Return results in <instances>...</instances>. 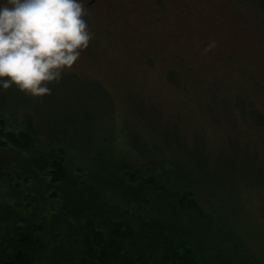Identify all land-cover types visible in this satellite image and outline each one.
Instances as JSON below:
<instances>
[{
  "label": "rangeland",
  "instance_id": "rangeland-1",
  "mask_svg": "<svg viewBox=\"0 0 264 264\" xmlns=\"http://www.w3.org/2000/svg\"><path fill=\"white\" fill-rule=\"evenodd\" d=\"M88 2V46L50 84L51 93L0 90V104L9 108L0 130L22 127L27 113L33 124L68 127L71 117L105 103L119 134L115 148L135 155L125 137L130 133L138 147L153 149L152 156L173 160L204 196L175 191L164 174L168 165L137 170L136 180L151 191L163 188L171 195L170 208L190 210L188 228L199 227L197 205L208 213L220 209L264 264V0ZM77 154H70L73 162ZM42 210L31 203L19 209L23 219L0 226V261L29 234L47 244ZM100 236L77 244L85 264H113V257L142 264L144 257L134 262ZM189 249L180 255L200 258L196 248ZM31 261L42 262L35 255Z\"/></svg>",
  "mask_w": 264,
  "mask_h": 264
},
{
  "label": "trees",
  "instance_id": "trees-1",
  "mask_svg": "<svg viewBox=\"0 0 264 264\" xmlns=\"http://www.w3.org/2000/svg\"><path fill=\"white\" fill-rule=\"evenodd\" d=\"M90 109L71 117L69 129L33 124L29 113L24 120L19 112L22 127L0 130V226L23 219L19 209L34 203L45 210L47 239L54 244L29 234L0 264H32L34 255L40 264H85L77 244L100 235L113 250H124L128 259L140 262L144 257L142 264H260L220 209L203 212L195 203L199 227L188 228L185 217L190 210L170 208V194L157 190L159 185L151 191L135 174L167 170L168 165L164 174L173 189L198 199L204 196L200 184L178 172L167 156L160 160L152 156L153 149L138 147L130 133L125 137L135 155L115 148L119 134L109 120L111 111L105 103ZM7 110L0 104V126ZM72 151L78 153L75 162ZM43 231L40 227L37 232ZM189 248H196L200 258L180 255L181 250L192 251ZM122 259L111 261L123 264Z\"/></svg>",
  "mask_w": 264,
  "mask_h": 264
},
{
  "label": "clouds",
  "instance_id": "clouds-1",
  "mask_svg": "<svg viewBox=\"0 0 264 264\" xmlns=\"http://www.w3.org/2000/svg\"><path fill=\"white\" fill-rule=\"evenodd\" d=\"M86 2L0 0V90L51 93L50 84L72 68L93 36Z\"/></svg>",
  "mask_w": 264,
  "mask_h": 264
},
{
  "label": "flooded vegetation",
  "instance_id": "flooded-vegetation-1",
  "mask_svg": "<svg viewBox=\"0 0 264 264\" xmlns=\"http://www.w3.org/2000/svg\"><path fill=\"white\" fill-rule=\"evenodd\" d=\"M94 0H89V2H88V4L87 5H92V2H93Z\"/></svg>",
  "mask_w": 264,
  "mask_h": 264
}]
</instances>
